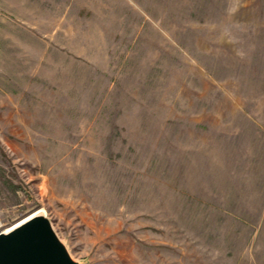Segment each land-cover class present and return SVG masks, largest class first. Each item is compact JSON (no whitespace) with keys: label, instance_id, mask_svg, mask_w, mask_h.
<instances>
[{"label":"rangeland","instance_id":"1","mask_svg":"<svg viewBox=\"0 0 264 264\" xmlns=\"http://www.w3.org/2000/svg\"><path fill=\"white\" fill-rule=\"evenodd\" d=\"M38 210L80 264H264V0H0V227Z\"/></svg>","mask_w":264,"mask_h":264},{"label":"water","instance_id":"2","mask_svg":"<svg viewBox=\"0 0 264 264\" xmlns=\"http://www.w3.org/2000/svg\"><path fill=\"white\" fill-rule=\"evenodd\" d=\"M0 264H80L54 230L37 214L11 228L0 227Z\"/></svg>","mask_w":264,"mask_h":264},{"label":"bare ground","instance_id":"3","mask_svg":"<svg viewBox=\"0 0 264 264\" xmlns=\"http://www.w3.org/2000/svg\"><path fill=\"white\" fill-rule=\"evenodd\" d=\"M40 210H41V209H40ZM40 212H41V211L38 210V211H35V212L31 213V214L28 215L27 217H25V218L19 220L18 222H16L14 225L8 227L6 230H10L11 228L17 226L18 224L22 223L23 221L27 220L28 218H31L32 216H35V215L39 214Z\"/></svg>","mask_w":264,"mask_h":264}]
</instances>
